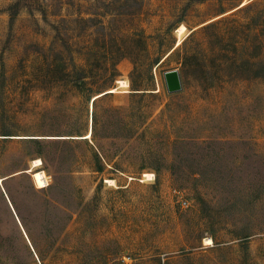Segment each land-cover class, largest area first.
<instances>
[{
	"label": "rangeland",
	"instance_id": "374dc122",
	"mask_svg": "<svg viewBox=\"0 0 264 264\" xmlns=\"http://www.w3.org/2000/svg\"><path fill=\"white\" fill-rule=\"evenodd\" d=\"M1 178L0 264H264V0H0Z\"/></svg>",
	"mask_w": 264,
	"mask_h": 264
},
{
	"label": "bare ground",
	"instance_id": "6f19581e",
	"mask_svg": "<svg viewBox=\"0 0 264 264\" xmlns=\"http://www.w3.org/2000/svg\"><path fill=\"white\" fill-rule=\"evenodd\" d=\"M246 1H244L243 3H245ZM186 26L185 25H181V27L178 29L179 30V33H182L184 30H185ZM181 42V38L179 39V42ZM120 83L122 84V86H127L128 85V82L126 80H120ZM117 90V88H112L111 91L112 92H115ZM97 98V97H95ZM94 98V99H95ZM92 133L89 132V134L86 135V138H89L91 137ZM42 163V159L39 158V159H36L35 160V163H34V167H39L40 164ZM153 174H150V173H146L145 176H150ZM33 176H34V179L37 183V186L38 187H43V186H46L47 185V182H46V179H45V173L43 170H40V169H37V170H34L33 171ZM3 180V178L0 179V181ZM112 182V180H110ZM205 243L206 244H213V240L209 237V238H206L205 239Z\"/></svg>",
	"mask_w": 264,
	"mask_h": 264
},
{
	"label": "water",
	"instance_id": "95a60500",
	"mask_svg": "<svg viewBox=\"0 0 264 264\" xmlns=\"http://www.w3.org/2000/svg\"><path fill=\"white\" fill-rule=\"evenodd\" d=\"M164 77H165L167 89L170 93L180 91L183 88L180 71L178 69H171V70L166 71L164 73ZM3 179H5V178H3ZM0 182H2V180ZM9 202H10V205L12 206V208L14 210L13 204L11 203L10 200H9ZM17 219H18L22 229L24 230V233L26 234V231L23 228L21 221L19 220L18 217H17ZM26 237H27V234H26ZM28 241L30 242L29 239H28Z\"/></svg>",
	"mask_w": 264,
	"mask_h": 264
},
{
	"label": "built area",
	"instance_id": "2783aa9c",
	"mask_svg": "<svg viewBox=\"0 0 264 264\" xmlns=\"http://www.w3.org/2000/svg\"><path fill=\"white\" fill-rule=\"evenodd\" d=\"M46 181H48V180L46 179ZM187 202H188L187 200L182 201L183 204H186Z\"/></svg>",
	"mask_w": 264,
	"mask_h": 264
},
{
	"label": "trees",
	"instance_id": "16d2710c",
	"mask_svg": "<svg viewBox=\"0 0 264 264\" xmlns=\"http://www.w3.org/2000/svg\"><path fill=\"white\" fill-rule=\"evenodd\" d=\"M143 94L146 93V92H142ZM96 100V99H95ZM31 139H34V138H31Z\"/></svg>",
	"mask_w": 264,
	"mask_h": 264
}]
</instances>
